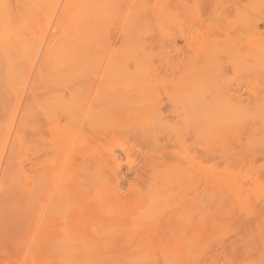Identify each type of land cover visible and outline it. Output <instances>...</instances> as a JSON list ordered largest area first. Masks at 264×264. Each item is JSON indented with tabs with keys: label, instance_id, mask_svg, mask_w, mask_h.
I'll return each instance as SVG.
<instances>
[{
	"label": "rangeland",
	"instance_id": "rangeland-1",
	"mask_svg": "<svg viewBox=\"0 0 264 264\" xmlns=\"http://www.w3.org/2000/svg\"><path fill=\"white\" fill-rule=\"evenodd\" d=\"M15 1L0 0V9L6 2L10 3L7 10L6 6L4 9L3 6L5 11L0 12V45H6L5 50L3 49L5 52L0 55V264H264V158L250 159L258 149L264 147V127L248 133L238 125L239 122L240 126L244 123L242 120L246 115L242 114V111L235 113V110L232 113V110H227V115H231L229 119L227 115H223L227 107L229 109L232 105L229 107L225 99L219 101L220 95L217 99L216 95L220 89L216 91V78L211 79L214 87L211 88V84L207 87L209 90L203 91V85L200 86L202 90L197 89L196 85L191 89L195 91L190 92L187 86L189 95L186 91L183 92V87L181 91L176 86H158L153 83L155 70L164 72V69L168 68L162 58L166 56L169 62L176 63L186 57V53L158 54L153 40L158 37L161 39V36L166 37L174 29L177 31L183 28L190 31L198 27L197 22H192L194 19L191 15L186 16L188 18L182 17V21L179 19L181 16L172 18L166 7L172 4L173 0H26L23 5L21 1ZM196 2L203 5L205 11L216 8V0ZM196 2L185 0L184 7L189 6V9H185L193 11ZM249 2L250 10L259 12L258 14L263 12L264 8L261 6H264V0ZM48 7L58 9L46 14L44 9L48 10ZM185 11L182 16L188 15ZM44 16L50 18L56 26L51 30L48 41L43 42L45 45L37 52L40 43L35 41L38 40L39 24L45 19ZM263 26H260V31L264 30ZM5 38L2 44L1 41ZM246 42V38L242 37L240 44L244 45ZM183 44V40L177 39L176 46ZM160 60H163V65L161 62L160 65ZM119 62H124V67ZM196 67L194 68L199 71L200 66L197 64ZM121 68L128 74L125 77L129 76L125 81L124 75L121 74L122 83L127 82L130 85L122 84L123 88L127 89H124L126 94L119 93L121 86L118 87L121 100L116 101H122L125 110L127 107L140 105L143 112L135 117L130 116L129 119L125 116V124H119L123 128L120 130L119 126L112 127V124L108 123L110 128H118L112 129L117 133H112L106 126L110 117L104 121L106 124L103 122L105 125H102L103 117L99 120L95 114L100 104H110L107 99L111 96L113 86L105 87L103 80L112 76L121 77L117 74L122 71ZM188 68L191 75L195 69H192L191 64ZM227 69V74H223L229 76L230 81H234L233 85L234 79L237 78L238 81L244 78L243 74L240 78L238 74L241 72H234L232 67ZM236 72L237 76L233 77ZM252 77L254 82L255 78H258ZM131 79L136 84L130 82ZM146 81L148 85L143 84ZM103 89L109 98L100 91ZM128 90L131 94H127ZM203 93L206 94L205 98L208 97L206 102L202 98ZM112 94L111 99L113 96L116 98L114 90ZM156 97H160L164 102L161 111L168 115L166 116L170 123L185 127L186 131L192 125L194 131H188L193 134L189 140L195 139L199 148L198 150L195 146L198 150L195 149V152L203 154L209 150L213 155L220 151L225 158H216V154L214 158L210 157L211 155L203 157L204 154H199L203 159L195 156L193 159L188 158L192 150H185L189 148L176 144V148H170L176 149L174 156L179 160L171 158H174V163L177 160L180 162L176 165L182 163L187 167L185 170L186 167L181 165L184 171L182 176L178 172L180 165L177 166L179 170L175 171L173 165H170L173 164L171 159H168L169 162L166 160L167 163L162 159L160 162L165 163H159L160 166L157 163L158 166L153 167L154 169L146 170L145 179L137 181L134 172H140V164L144 159L140 155L142 150L148 151L151 158L154 155V143H150L154 134L151 135V131L160 121L155 122L162 118L166 121L164 116L155 120L156 114L153 115L150 111L154 112L152 106H156V102L160 100ZM187 97L191 101L186 99ZM195 98H198V102L199 99L204 100L203 107L207 106V110L202 107V111H199L202 102L197 103ZM111 99V104H114ZM69 102L71 106L78 105L77 109L71 108L73 112L78 110L79 106L81 108L79 110L82 112L78 111L79 120L75 119L77 122L73 121L76 112L75 116L70 113L72 123L67 121L70 116L65 113L51 130H43L45 132L42 131V135L40 132L41 136L36 133L28 135L29 128L35 123L42 129L51 126L52 123H47L46 120L62 113L61 110L67 103L70 107ZM118 104L117 107H122ZM172 104L177 107L174 108L175 115L167 113V109H172ZM189 105H199V112L195 108L192 111V106L187 108ZM110 107L111 105L108 108ZM88 109L92 111L89 112ZM68 110L70 109L65 112ZM87 112L91 115L93 113L96 119ZM220 112L223 114L218 115L219 118L216 114H221ZM86 114L91 116V120H86ZM216 116L220 124L215 123ZM82 124H85L88 132L93 125L105 126L102 128L105 130L101 132L98 127V133L104 134L98 143H91L92 146L86 147L85 144L81 145L83 141L80 142L77 138H80L78 131ZM166 126L167 123L161 128L163 138L174 132V129H171L173 127ZM72 127L74 132L70 131ZM126 131L130 132L128 137L135 133L136 137H140H135L136 140L127 138ZM157 131L159 128H156V133ZM184 133L189 136L188 132ZM158 135L161 133H157ZM171 135V138H178L176 134ZM183 135L179 136L182 138ZM131 143L140 148V154L138 151H131L128 159H132V163L128 165L132 170L127 171L128 166L123 163L117 172L119 176L125 173L130 182L134 179L133 183H137V188L127 193V184L122 179L119 187L125 194L119 199L110 187L113 179L110 178L112 174L108 177V173L113 171L112 164H99L97 157L92 159V155L94 157L93 153H100L106 156L104 150L108 146ZM114 152L122 160L121 151L115 149ZM65 155H81L84 159L68 164ZM245 156H249L248 160ZM238 158H241L240 161ZM231 160L235 161L232 163ZM139 165L140 169H137ZM108 167L109 170L111 168L110 171ZM66 212L68 217H72L69 229L65 230L62 225L47 224L50 219L55 218L59 224H64L63 216Z\"/></svg>",
	"mask_w": 264,
	"mask_h": 264
},
{
	"label": "bare ground",
	"instance_id": "bare-ground-1",
	"mask_svg": "<svg viewBox=\"0 0 264 264\" xmlns=\"http://www.w3.org/2000/svg\"><path fill=\"white\" fill-rule=\"evenodd\" d=\"M20 2L21 1V3H22V5L23 4H25V1L26 0H24V1H22V0H16L15 2L16 3H18V2ZM197 0H195V2H196ZM249 1H251V0H216V8H214V9H216V10H214V9H210L209 11H205V8L203 7V5H201V4H197V2H196V4L194 5V7H193V11L191 10H188L187 11V9H189V6L188 7H184V6H186L185 5V0H173L172 2V4H170V2H169V4L170 5H168L166 8H167V10H168V13L170 14V16L173 18V17H179V16H181V17H179V19H181L182 17H184V18H188L189 17V14L191 15L190 17H192V19H194L195 20V22H194V20H192V22L193 23H196L197 22V25H198V27L196 26V24L194 25H191L192 24V22H191V26H196V28H194L195 29V31H193V30H190L189 31V29L188 30H183V28L181 29V30H177V31H175V29L173 30V31H170V33L169 34H167L166 35V37H164V36H161V39L158 37V38H156V39H154L153 41H154V43H153V41H152V43L154 44V46H156V51L158 52V54H160L161 53V55H164V54H172V55H181V54H185L186 53V57L185 58H183V59H179L178 60V62H176V63H171V62H169L167 59V57L165 56L164 58H162V59H165L166 60V62H165V60H164V63L166 64V67H168L167 69L165 68L164 69V72H162V71H160L159 69H158V71H156L155 70V72L153 73L154 74V78H152L153 80H154V84L156 83L157 85L158 84H160V86L162 85V86H166L165 84H167V85H171V86H176V87H179V89H181V91H182V87H183V92L184 91H188V87L187 86H189V89H190V92H192V91H195V90H191L192 89V87H194V86H196L197 87V89H201L202 90V88H204V90L203 91H205V89H207V90H209L207 87H210V85L212 84V87L211 88H213L214 87V85H213V80L211 81V79H215L216 78V80H214V84L216 85V91L217 90H219L216 94V97L217 96H219L220 97V99H218V97H217V99L219 100V101H222V100H224L225 99V102H227V104H228V106L230 105H232L229 109H228V107H227V109L226 108H223V110L224 109H226L224 112V114L223 113H221V114H216L217 116L218 115H221L222 116V114L225 116V115H227V110L228 111H230V112H232V113H234V111L236 110V112L235 113H238V112H240V111H242L241 113L242 114H245L246 116H244L245 117V119L247 120V121H245V119H243L242 120V122L244 121V123H242V127L240 126V124L239 123H241V122H239L238 123V125H239V127L240 128H242V129H245V132H248V133H253V132H255L256 130H258V129H263V127H264V59H263V57H264V30H261L260 31V26L261 25H264V10H263V12H261L260 11V14H258L256 11L254 12V10H250L251 8L248 6V5H250L249 3ZM260 1V0H259ZM249 2V3H248ZM253 2V1H252ZM262 2H263V0H262ZM261 2V3H262ZM252 4V3H251ZM259 4V3H258ZM8 5V6H7ZM263 5V4H262ZM4 6V7H3ZM2 7H3V9L5 8V6H6V8H5V10H7L9 7H10V3H5V5H3ZM251 6V5H250ZM261 6V5H260ZM2 7H1V9H0V12H1V10H2V12L3 11H5V10H3L2 9ZM50 8V9H49ZM166 8H165V10H166ZM185 8H187V9H185ZM250 8V9H249ZM257 8V7H256ZM261 8H264V6L262 7L261 6ZM58 8L56 7V8H51V7H48V10H47V8H45L44 9V12L46 13V14H48V13H50V12H53V10L55 11V10H57ZM187 12H186V11ZM186 12V13H188V15L187 14H184V16H182L181 14H183V12ZM250 11H252V12H250ZM257 14H258V16H257ZM1 15V14H0ZM205 15V16H204ZM186 16H188V17H186ZM45 17V19H42L41 21H43V22H41V24H39V27H40V33L38 34L39 36L37 37L38 38V40L36 39V43L38 42V44L40 43V46H39V49H38V47L35 45V47H37V52L38 51H40V48L42 47V43L43 42H45V41H48L47 39L48 38H50V34H51V30L53 29V28H55V24H54V22L50 19V18H47L46 16H44ZM190 19V18H189ZM189 19H187V20H189ZM165 20V19H164ZM183 19H181V21H182ZM186 19H184V21H185ZM190 21H191V19H190ZM156 24V23H155ZM162 24V23H161ZM177 24V23H176ZM177 26V28L176 29H178V24L176 25ZM175 26V27H176ZM264 27V26H263ZM189 28H190V26H189ZM191 28H193V27H191ZM193 31V32H192ZM160 35V34H159ZM158 36V35H157ZM156 36V37H157ZM164 37V38H163ZM242 37H245L246 38V40H247V42L244 44V45H242V44H240V42H241V38ZM8 40H9V38L8 37H6ZM6 38L5 39H3V41H1V43L2 44H4V40H6ZM51 39H52V36H51ZM177 39H181V40H183L184 41V44L183 45H181V46H176V41H177ZM7 40V41H8ZM7 41L5 42L6 44H7ZM9 42V41H8ZM135 43V42H134ZM47 44V43H46ZM45 45V44H44ZM43 45V46H44ZM48 45V44H47ZM1 46H3V47H1ZM6 46V45H5ZM5 46L4 45H0V49H2V50H0V55L2 54V53H4L5 51ZM34 47V48H35ZM47 47V46H46ZM4 49V50H3ZM42 49V48H41ZM43 50H44V47H43ZM46 50V49H45ZM1 51H3V52H1ZM47 51V50H46ZM36 52V53H37ZM216 52V53H215ZM254 53V54H253ZM35 54V53H34ZM213 54V55H212ZM232 54L234 55V56H232ZM253 54V55H252ZM160 55V56H161ZM212 55V56H211ZM159 56V57H160ZM210 56V57H209ZM81 60V59H80ZM83 60V59H82ZM122 60V59H121ZM159 60V59H158ZM260 60V61H259ZM79 61V60H78ZM111 61H113V59L111 60ZM110 61V62H111ZM115 61V60H114ZM198 61H200V63L201 64H199V62ZM109 62V63H110ZM117 62H118V60H117ZM162 63L163 62V60H160L159 61V63ZM77 63V62H76ZM119 63H121V62H119ZM161 63H160V65H161ZM200 66V69H199V71H198V69H195V68H197L196 66H197V64ZM261 63H262V65H261ZM122 64V66H123V64H124V62L123 63H121ZM121 64H119L120 66H121ZM190 64H191V67H193L192 69H195L193 72H192V74L190 75V73L191 72H188V70L187 69H189L188 68V66H190ZM258 64V65H257ZM74 65V64H73ZM162 65H163V63H162ZM196 65V66H195ZM124 67V66H123ZM181 67V68H180ZM195 67V68H194ZM227 67H228V69H230L231 67L233 68V70H234V72H235V70H237V72L238 73H240V74H238L237 72L235 73V75L233 74V77L234 76H237L236 74H238V76L240 77V76H243L244 75V78L243 79H240V80H238V81H236V79H234L235 80V83H234V85H233V83L232 82H234L233 80L232 81H230L229 80V76H224V74L223 73H225V74H227L226 72H228V71H226V69H227ZM230 67V68H229ZM170 69V71L168 72L167 70H169ZM174 69V70H173ZM192 69L190 70V71H192ZM227 69V70H228ZM121 72H124V73H121V72H117V74L119 73L120 75L121 74H123L124 75V80L126 81L127 80V78L129 77H125V76H127L128 74H126V72H125V70L123 71V69L121 68ZM176 70H177V73H175L174 74V71L176 72ZM187 70V71H186ZM232 70V69H231ZM185 71L186 72H188L189 73V75L187 74V73H185ZM226 71V72H225ZM196 74H195V73ZM193 73H194V75H193ZM177 74V75H176ZM241 74H243V75H241ZM106 76V75H105ZM105 76H104V78H105ZM112 76V75H111ZM116 76V75H115ZM232 76V75H231ZM250 76V77H249ZM251 76H253L252 78H255L254 76H256V77H258V78H255L256 80L257 79H259V80H257V82H256V80H255V82L254 81H252V80H254V79H251ZM227 77V78H226ZM232 77V78H233ZM126 78V79H125ZM150 78V77H149ZM241 78V77H240ZM251 79V82H250V79ZM148 79V78H147ZM130 80V79H129ZM152 80V81H153ZM104 81V83H106L105 85V87H108L109 85H112L113 87H111V88H113L112 89V93H113V90H114V94H115V96L117 95L118 96V92H119V88H120V92L119 93H121V94H126L125 93V90H127V89H125V88H123V86H122V84H126V83H122L123 81H122V75H121V77L120 76H116V77H111V78H109V77H107L106 78V80H103ZM102 81V79H101V83L103 82ZM124 81V82H125ZM151 81V79H149V82ZM215 81H216V83H215ZM230 81V82H229ZM130 82H133V83H135V81H133L132 79H131V81ZM147 82V81H146ZM146 82H143V84H147L148 85V82L146 83ZM230 83H232V85L230 84ZM252 83H254V84H252ZM127 84H129V83H127ZM126 84V85H127ZM136 84V83H135ZM142 84V85H143ZM151 84V82L149 83V85ZM154 84H152L153 86H157V85H154ZM251 84V85H250ZM104 85V84H103ZM108 85V86H107ZM130 85V84H129ZM141 85V86H142ZM201 85H205L206 87H203V86H201ZM249 85L251 86V87H249ZM119 86H121V87H119ZM132 86V85H131ZM159 86V85H158ZM170 86V87H171ZM202 88H201V87ZM254 86V87H253ZM104 87V86H103ZM119 87V88H118ZM130 87V86H129ZM133 88L135 87L134 86V84H133V86H132ZM181 87V88H180ZM187 87V88H186ZM245 87V88H244ZM262 89H261V88ZM111 88H109V89H111ZM122 88H123V90H122ZM154 88V87H153ZM175 88V87H174ZM186 88V89H185ZM254 88V89H253ZM259 89V90H257V89ZM125 89V90H124ZM132 89V88H131ZM185 89V90H184ZM193 89H196V88H193ZM124 92V93H122V91ZM135 90V89H134ZM133 90V91H134ZM139 90V89H138ZM210 90H212V89H210ZM257 90V91H256ZM100 91H102L103 93L105 92L106 93V91L103 89V90H100ZM109 91V90H108ZM107 91V93H108V95L111 93V91H109L108 92ZM136 91V90H135ZM134 91V92H135ZM127 92V91H126ZM137 92V91H136ZM140 92V91H139ZM189 92V93H190ZM198 92H199V90H198ZM208 92V91H207ZM207 92H204V93H207ZM241 92H243V93H245V94H242ZM101 93V92H100ZM102 93V94H103ZM104 93V94H105ZM111 93V96L113 95ZM117 93V94H116ZM188 93V92H187ZM189 93H188V95H189ZM204 93H203V96H202V98L203 99H205V102H206V100H207V98L208 97H206L205 98V96H206V94L204 95ZM221 93V94H220ZM127 94H131V92L128 90V93ZM208 94V93H207ZM106 95V94H105ZM200 95H201V93H200ZM243 95H245V96H243ZM103 96V95H102ZM107 96V95H106ZM105 96V97H106ZM110 96V95H109ZM111 96H110V98L107 96L106 98H109V100L107 99V101H109V103L110 104H108V103H105L106 105H104V106H102L101 104V106L99 105H97L98 106V110L96 109V114H95V117L96 118H98L99 120H101V118H102V125L106 122V120L110 117V119H108L107 120V124H106V126H108L109 128L111 127V126H109L108 125V123H110V124H112V127L113 126H115V125H117V126H119V124H120V126H121V124L123 125V123H124V121L126 120H124V117L125 118H127L128 117V119H129V117L131 116H137V115H141L142 114V109H141V107H140V105H138L139 107H136V106H131V107H127L126 108V110H125V107L122 105V101H121V103L119 102L121 99H119V96H118V98H117V96H116V98H114V96L112 97V99L114 100V104H111L112 102H110V99H111ZM122 96V95H121ZM128 96V95H127ZM191 96V95H190ZM210 96V95H209ZM104 97V96H103ZM104 97V98H105ZM223 99H222V98ZM120 98H122V99H124L125 97H120ZM156 98H158V99H160V97H156ZM201 98V97H200ZM112 99H111V101H112ZM119 100V101H116V100ZM186 99H188V100H190V98H186ZM191 99H193V97L191 98ZM196 99V98H195ZM198 99V98H197ZM197 99L195 100L197 103H199L200 104V102H202L203 103V101L201 100V99H199V102L197 101ZM125 100H128V99H126L125 98ZM129 100H130V98H129ZM136 100V99H135ZM187 100V101H188ZM218 100H216L217 102L216 103H218ZM102 101H104L103 100V98H102ZM106 101V102H107ZM157 101V100H156ZM191 101V100H190ZM120 103L121 105H122V107H120L119 105L120 104H118V103ZM194 102V101H193ZM208 102H209V99H208ZM225 102L223 101V103L225 104ZM70 103V107H69V104L67 103V106H64V108H63V110H61V111H63L62 113L60 112V113H58V114H56V116L54 117V116H52L51 117V119H49L48 118V120H46V121H48L47 123H49V122H51L52 123V125L51 126H46V129L44 128V129H42L41 127V130H39L40 128H39V124H37V125H35V124H33V125H31L32 126V128H29V130L31 129L32 131H29L28 130V135L30 136V134L32 133V135H35V133L37 134V135H42V131L43 130H51V128H53L55 125H57V123L59 122V120H60V117H62V116H65V113H68L67 114V116H70V118L68 117V122H71L72 123V119H71V117L74 115L75 116V112L77 113V117L75 116V118H73V121L74 122H77V121H75V119L76 120H79V118H80V116H78V111L79 112H82V111H80L81 110V108H80V106H79V109L78 110H75V112H73L74 110L73 109H71V108H73V107H75V109H77L78 107V105L77 104H79V103H77L76 105L77 106H71V102H69ZM72 103H73V101H72ZM102 103V102H101ZM126 103V102H125ZM134 103V102H133ZM154 103H155V101H154ZM201 103V106H199V111H202V107H203V105H204V103L202 104ZM220 103V102H219ZM222 103V102H221ZM66 104V103H65ZM74 104H75V102H74ZM104 104V103H103ZM111 105V107L110 108H108L109 106ZM118 104V106L119 107H117L116 105ZM206 105H208L207 103H205ZM224 104H222V105H224ZM226 104V105H227ZM73 105V104H72ZM81 105V104H80ZM83 106H84V104H82ZM114 105V106H113ZM155 104H153V106L152 107H154V112H153V110H150V111H152V114L154 113V114H156V115H154V118H156L155 120H157V117H159V119H161L163 116H164V118L166 117V121H165V119H161V120H158L157 122H155V123H158L159 121V123L158 124H155L156 125V127H155V129H153L152 130V128L150 129V130H152L151 131V135H153L154 137H152L151 136V139L153 138V140L152 141H150V143L151 142H153L152 144H153V146H154V150H153V146H152V153L154 152V155H153V157L151 158L150 156L151 155H149L150 153L148 152H146V151H143L142 150V153L140 154L139 152H140V148L139 147H137L136 145L134 146V144H127V145H125V144H119V145H110V146H108L107 148H105V150H104V152L106 153V156H104L103 154L102 155H100V153L99 154H96V153H93L94 154V157H93V155H92V159H96V157H97V159H98V163L99 164H101V162L103 163V164H112V166H111V168L113 169V171H110L111 170V168H110V170H109V167H108V170L110 171V173H108L109 175H108V177L111 175L112 177H110L111 179H113L112 180V185L110 186L111 187V190L114 192V194H115V197L116 198H121V196H124L123 194H125V193H123L121 190H120V187H119V183L121 182V180L123 179V180H125V182H126V186H127V189H126V191H127V193L129 192V193H131L132 191H134V190H136V188H137V186H135L136 184H134L135 182V180L134 179H132L131 181L132 182H130L128 179H127V177H126V174L124 173L123 174V176L122 175H120L121 176V178H120V176L118 175V172H117V170H119V168L122 166V164L124 163V164H127V166H128V169L130 168V165H128V164H130V163H132V159H128V157H129V154H130V152L131 151H133V150H135V151H138V153L141 155V156H143V161H142V163L140 164L141 165V167H140V165L139 166H137L138 168L137 169H140L139 171L140 172H134V177H135V179H137V181H143L145 178H144V176L146 175V170H149V169H154L153 167H155L156 165L158 166V164L160 163V164H162V163H165L166 162V160H167V162H169L168 161V159H171L172 161H173V159L171 158V157H175V158H177L176 157V155L174 156V154H175V150L176 149H172V148H170V147H172V146H174L175 147V145L177 144H180L181 146H186L187 148H189V149H185V150H192V153L191 154H188L189 156H188V158H192L193 159V156H195L196 158H198L199 157V154H201L202 156H203V154H204V156L203 157H206V156H209V155H211L210 157H212L213 156V158L215 157L214 155L216 154V158H218V156H225L224 154H222V152H220V151H218V152H214L215 154H210V152H204L203 154L200 152V153H198L197 151L199 150V148H198V146H197V143H196V141H194L195 139H193L192 141L191 140H189V137L191 136V135H193V134H191V133H189L190 131H188L189 129H191L192 131H194L193 129H192V125L191 126H189L187 129V131H186V129H185V127L184 128H181V126L179 127L178 125H176V123H173V122H171L170 123V120L167 118V114L166 113H162V111H161V108L162 107H164L163 105H164V102H162L161 101V99L160 100H158V102H156V106H154ZM197 105V104H196ZM91 106V105H90ZM127 106V105H126ZM175 105L174 104H172V109L171 108H169V109H167L168 110V112L167 113H171V114H173V115H175V113L174 112H176V109H174V108H177L176 106L174 107ZM182 106H183V104H182ZM190 106H192L191 107V110L192 111H194L193 109L195 108V110H197L198 111V106H194V105H189L187 108H189ZM194 106V107H193ZM233 106H234V108H233ZM103 107H106V108H108V110L106 111ZM135 107V108H134ZM204 107H206V110H207V106H204ZM203 107V109H205ZM103 108V110L102 111H100L101 109ZM112 108H114V109H112ZM123 108V109H122ZM182 108V107H181ZM183 108H184V106H183ZM201 108V109H200ZM210 108V107H209ZM218 108V107H217ZM232 108V109H231ZM237 108V109H236ZM246 108V109H245ZM67 111V109H70V110H68V112H65V110ZM110 109V110H109ZM112 109V110H111ZM170 109H171V112H169L170 111ZM220 109V108H219ZM219 109H217V111L219 112ZM241 109V110H240ZM89 110V109H88ZM105 110V111H104ZM223 110H222V112H223ZM232 110V111H231ZM238 110V111H237ZM246 110V111H245ZM72 111V112H71ZM84 111V110H83ZM92 111V110H91ZM90 110H89V112H91ZM98 111V112H97ZM127 111H128V114H127ZM198 111V112H199ZM217 111H216V113H217ZM101 114H100V113ZM104 112V113H103ZM107 112H108V114H107ZM112 112V113H111ZM126 112V113H125ZM70 113H71V115H70ZM97 113H98V115H97ZM106 113V114H105ZM111 113V114H110ZM126 115H125V114ZM62 114V115H61ZM87 114H88V112H87ZM86 114V116L84 115V117L86 118L88 115H91L90 113L87 115ZM103 114V115H102ZM230 114V113H229ZM228 114V115H229ZM58 115V116H57ZM61 115V116H60ZM102 115V116H101ZM108 117H107V116ZM167 115V116H166ZM227 115V117H228V119L229 118H231V115L230 116H228ZM66 116V117H67ZM92 118L93 119H96V118H94L93 116V113H92ZM91 116H88V118H86V120L88 119L89 120V118L91 117ZM101 116V117H100ZM156 116V117H155ZM216 116V121H215V123H217V124H220V123H218V122H220V120H218V117L220 118V116H218L217 117ZM83 117V118H84ZM105 117V118H104ZM226 117V116H225ZM232 117H234V116H232ZM238 117V116H237ZM64 119H65V117H63ZM222 118V117H221ZM224 118V117H223ZM62 119V118H61ZM67 119V118H66ZM98 119H97V121H98ZM225 119H227V118H225ZM235 119H237L236 118V116H235ZM71 120V121H70ZM82 121H83V119H81ZM90 120H91V118H90ZM111 120V121H110ZM123 120V121H122ZM96 121V122H97ZM105 121V122H104ZM109 121V122H108ZM122 121V122H121ZM164 121V122H163ZM212 121H214V120H212ZM221 121H223L222 119H221ZM238 121V120H237ZM241 121V120H240ZM84 122H85V119H84ZM99 123H100V121H98ZM104 122V123H103ZM165 123V125H166V123H167V126L166 127H168L169 126V128H171V127H173V128H171L174 132H176L175 134H176V136L178 137V138H176V137H174V138H171L170 137V135L171 134H169V137H166L165 136V138H163L164 136L162 135V131H161V128H162V126H164L165 127V125L163 124V123ZM247 122V123H246ZM71 123H69V125H71ZM246 123V124H245ZM79 124H80V122H79ZM104 124V125H105ZM125 124V123H124ZM162 125L161 127H160V125ZM169 124V125H168ZM34 125L36 126V127H34ZM100 125V124H99ZM158 125V126H157ZM190 125V124H189ZM247 126V127H245V126ZM30 126V127H31ZM117 126L113 129V128H110V131L112 132L113 130H117L118 128H119V130H120V126L117 128ZM263 126V127H262ZM73 127H75V126H73ZM73 127L72 128H70V131L72 130L73 132H74V129H73ZM83 127H84V129H83ZM96 127H97V130H96ZM96 127H95V125H93L92 127H90L89 128V132L85 129V124L83 125L82 124V128H80V130L78 131V129H77V131L79 132V135H78V137H80V138H77L78 139V141H80V142H82L83 144H81L80 142V144L82 145V146H84V144H85V147H86V145L88 146H90L91 145V143H98L99 142V140H100V137L102 136L103 137V133L101 134L100 132H101V130L103 131V130H105V129H102V128H105V126L104 127H100V126H98L97 124H96ZM98 127H100V132L98 133V131H99V129H98ZM174 127H177V129L176 128H174ZM183 127V126H182ZM39 128V129H38ZM109 128H107L106 127V129H108L109 130ZM124 128H125V126H124ZM156 128H159V131H157V133L159 134V133H161V135H158L157 136V133H156ZM178 128H181V129H178ZM91 129V130H90ZM93 129H95V130H93ZM113 129V130H112ZM121 129H123V128H121ZM183 129H185V130H183ZM127 130H129V129H127ZM150 130H148L147 132L149 133L150 132ZM168 129H166V131H167ZM179 130V131H178ZM76 131V132H77ZM110 131H108V133H111ZM155 131V132H154ZM169 131V130H168ZM172 131V132H173ZM181 131H183V132H181ZM184 131L185 132H188L187 133V135H189L188 137L187 136H185V134L186 133H184ZM191 131V132H192ZM30 132V133H29ZM41 132V133H40ZM45 131H43V133H44ZM73 132H71V133H73ZM113 132H116L117 133V131H113ZM112 132V133H113ZM123 132V131H122ZM121 132V133H122ZM132 132V131H131ZM174 132H173V136H175V134H174ZM178 132H180V133H182V134H184L183 136L184 137H180L179 135H182V134H180V133H178ZM40 133V134H39ZM105 133H107V132H105ZM120 133V134H121ZM128 133H130V132H128V131H126L125 132V134L127 135ZM146 133V132H145ZM147 133V134H148ZM78 134V133H77ZM76 134V135H77ZM144 134V133H143ZM146 134V136H148ZM156 134V135H155ZM31 135V136H32ZM36 135V136H37ZM40 135V136H41ZM130 135V134H129ZM129 135H127L126 137L127 138H133V139H135L136 140V138H138V137H140V136H138V137H136L137 136V134L135 133V134H132L131 135V137H128ZM135 135V136H134ZM171 135V136H172ZM142 136H144V135H142ZM142 136H141V140H142ZM33 137V136H32ZM35 137V136H34ZM37 137H39V136H37ZM136 137V138H135ZM149 137H150V135H149ZM185 137H187V140L189 141H187V140H185ZM145 138V137H144ZM168 138H169V140H168ZM80 139V140H79ZM150 139V140H151ZM144 141H146L145 139H144ZM144 141H143V143H144ZM191 141V142H190ZM196 144H194V143ZM193 143V144H192ZM146 144V143H145ZM185 144V145H184ZM92 146V145H91ZM195 146H197V148H198V150L196 149V147ZM173 147V148H174ZM179 147V146H178ZM200 147V146H199ZM176 148V147H175ZM264 147H262L261 149H263ZM115 149H118L119 151H121V153L123 154V158H122V160L121 159H119L118 157H117V154L114 152L115 151ZM180 149V148H179ZM195 149L197 150L196 152H195ZM261 149H258V152L256 151V153L255 154H251L250 156H251V158L250 159H257V158H259V157H261V158H264V149L263 150H261ZM150 150V149H149ZM182 150V149H181ZM204 150V149H203ZM259 150H261V151H259ZM178 151H180V150H178ZM95 152H97V151H95ZM186 152V151H185ZM212 152V151H211ZM226 152V151H225ZM137 153V152H136ZM135 153V154H136ZM137 153V154H138ZM143 153H146V155H143ZM209 153V154H208ZM224 153V152H223ZM96 154V155H95ZM138 154V155H139ZM230 154V153H229ZM228 154V155H229ZM70 155V154H69ZM149 155V156H148ZM200 155V157H202ZM227 155V156H228ZM230 155H232L233 156V154H230ZM236 155V154H235ZM240 155H242V154H240ZM244 155V154H243ZM66 156V155H65ZM80 156V157H79ZM96 156V157H95ZM147 156V157H146ZM239 156V155H238ZM150 157V158H149ZM168 157H170V158H168ZM179 157V156H178ZM187 157V156H186ZM199 157V158H200ZM203 157H202V159H203ZM219 157V159H220V161H221V158ZM234 157H236V156H234ZM234 157H231V158H234ZM246 158H247V156H245ZM245 157H244V160H245ZM65 158V157H64ZM67 158V159H66ZM66 158H65V160H66V163H72L73 164V162H77V161H79L80 159H84V157L83 156H81V155H76V157L74 156V157H72V156H66ZM130 158V157H129ZM225 158V157H224ZM228 158V157H227ZM230 158V157H229ZM237 158V157H236ZM248 158H249V156H248ZM248 158H247V160H248ZM162 159H164L165 160V162L163 161V162H160ZM178 160H179V158H177ZM223 159V158H222ZM240 159L241 158H238V160L240 161ZM63 160V159H62ZM128 160V161H127ZM175 161L176 163H178L179 161ZM182 160H183V158H182ZM216 160H218V159H216ZM236 160V159H235ZM235 160H233V161H235ZM186 161V160H185ZM224 161V160H223ZM233 161L231 160V162L233 163ZM237 161V160H236ZM65 162V161H64ZM94 162H95V160H94ZM128 162V163H127ZM166 162V163H167ZM187 162H189L188 160H187ZM96 163H97V161H96ZM158 163V164H157ZM176 163H174V161H173V164H170V165H173L172 167L174 168L173 170H175L176 171V169H178L179 170V168H177V166L179 167V165L180 164H178V165H176ZM180 163V162H179ZM160 164H159V166H160ZM71 165V164H70ZM164 165V164H163ZM181 165H182V163H181ZM180 165V166H181ZM132 166V165H131ZM156 166V167H157ZM175 166V167H174ZM183 167L185 166V165H182ZM181 166V168H180V170L178 171L179 172V175H183L184 174V171L182 170V167ZM31 167H33V165H31ZM140 167V168H139ZM186 167V166H185ZM158 168H160V167H158ZM151 169V170H152ZM157 169V168H156ZM155 169V170H156ZM185 170L187 169V167L186 168H184ZM130 170H132V169H129V170H127V171H130ZM158 171H159V169H158ZM116 172H117V175L119 176H117L116 175ZM151 172V171H150ZM177 172V173H178ZM148 173V172H147ZM150 174V173H149ZM152 174V173H151ZM66 179H68V178H66ZM122 180V181H123ZM68 181V180H67ZM136 181V182H137ZM134 182V183H133ZM242 182V181H241ZM70 183V182H69ZM125 191V192H126ZM68 197V196H67ZM123 198V197H122ZM52 202V201H51ZM67 203V202H66ZM69 204V203H68ZM71 207V206H70ZM27 210V209H26ZM28 211V210H27ZM65 211H66V209H65ZM64 211V212H65ZM68 211V210H67ZM70 211H72L71 210V208H70ZM27 214V213H26ZM65 214V213H64ZM68 212H66V214L63 216V218H64V224H59V221L55 218V219H50L49 221H48V223L47 224H49V223H52L53 225H55V226H59V225H62V226H64V229L65 230H67V229H69L70 228V224L72 223V220H71V218L70 217H68ZM29 215V214H28ZM31 215V214H30ZM38 215V214H37ZM25 216V215H24ZM27 216V215H26ZM35 216V215H34ZM66 216V217H65ZM42 217H43V215H42ZM46 217V216H45ZM28 218V217H27ZM26 218V219H27ZM33 218V217H32ZM35 218V217H34ZM37 219V218H36ZM47 219V218H46ZM26 221V220H25ZM30 221V220H29ZM33 221V220H32ZM47 221V220H46ZM34 222V221H33ZM36 222V221H35ZM42 222V221H41ZM43 223H44V221H43ZM43 223H40V224H42L43 225ZM26 224V223H25ZM27 224H28V222H27ZM34 225V224H33ZM32 225V227L34 228V226ZM39 227V226H38ZM43 227V226H42ZM42 227H41V229H42ZM30 228V227H29ZM24 248H25V245L23 246ZM25 250V249H24ZM41 255V254H40Z\"/></svg>",
	"mask_w": 264,
	"mask_h": 264
}]
</instances>
